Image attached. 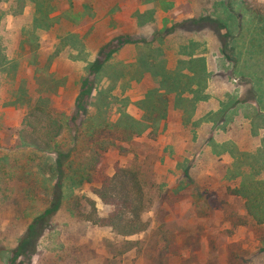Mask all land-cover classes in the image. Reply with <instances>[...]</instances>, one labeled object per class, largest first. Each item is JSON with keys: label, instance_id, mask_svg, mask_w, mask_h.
I'll list each match as a JSON object with an SVG mask.
<instances>
[{"label": "rangeland", "instance_id": "374dc122", "mask_svg": "<svg viewBox=\"0 0 264 264\" xmlns=\"http://www.w3.org/2000/svg\"><path fill=\"white\" fill-rule=\"evenodd\" d=\"M104 2L113 5L114 0H0V264H264V223L258 224L246 199L235 193L245 176L264 181V149L253 143L256 129L241 132L237 125L219 124L237 88H225L218 73L219 85L210 96L223 108L214 112V105L211 111L207 106L199 120H194L192 101L173 111L154 90L133 103L131 96L145 87L133 88L129 80L145 78L151 71L146 55L161 53L139 40L137 65L113 62L131 53L128 38L109 40L113 25L98 20ZM131 2L122 0L129 8ZM179 2L187 17L193 14L171 29L177 30L181 51L188 56L189 50L201 49L203 55L216 56L217 72L233 64L234 87L245 82L241 73L249 74L257 90L255 110L264 117V0ZM243 2L258 14L246 11ZM197 24L203 27L200 46L187 41L194 34L190 27ZM123 30L133 31L129 25ZM225 56L234 63L220 60ZM40 97L49 100L46 110L63 125L54 140L63 151L73 147L78 128L87 127L86 111L95 124H110L131 116V104L137 107L146 130L130 144L114 141L107 127L101 160L110 176L132 166L147 180L145 231L122 236L110 225L86 219L112 211L94 191L100 182L74 191L81 197L78 206L65 197L48 211L54 206L57 176L48 171L25 128L26 121L44 124V113L29 115L30 101ZM229 138L240 143L224 142ZM93 146L89 143L78 154L88 156ZM65 192L71 193L69 187ZM32 225V252L11 260Z\"/></svg>", "mask_w": 264, "mask_h": 264}, {"label": "crops", "instance_id": "0c3cea01", "mask_svg": "<svg viewBox=\"0 0 264 264\" xmlns=\"http://www.w3.org/2000/svg\"><path fill=\"white\" fill-rule=\"evenodd\" d=\"M132 1L131 4L133 7L131 8L123 5L122 0H114L113 5H106L107 3L104 2L101 4L97 16L98 20H101L104 24L106 20H108L109 25H113V27L108 30L109 34H111L109 40H116L118 38L117 36L120 38L121 36L128 38L127 47L130 48L131 55L115 57L113 58V62L137 65L139 62L137 53L139 40H141V42L144 40L149 41V44L151 43V48L161 53L158 56L154 55L152 51L149 53L150 55H146L145 63H147L151 71L146 73L145 78L140 81L137 79L129 80L133 88L138 87V85L145 87V94L141 93L131 96L133 103L144 100L145 97L154 90L156 92L155 95H160L163 98L162 102L165 100L166 107H169L173 111L179 109L178 107H184L186 101H192L196 112L194 120H199L205 115L203 110L205 108L207 109V106H210L208 111H211V106L214 105V112H218L223 108H219V105L217 106L214 102L215 97L210 96L211 92H213V88L219 85L217 74L221 73V80L224 82L222 85L229 91L233 88H237V91L235 95L232 93L233 97L228 104L229 106L224 110V117H220L219 124L223 125L228 122L229 126L237 125L241 132L244 130L248 132L250 128L252 131H255L253 128L256 129L258 132L257 135L259 134L258 140L253 141V143H255V145L257 144V149H264V117L259 115V112L255 110L259 105L255 102L257 90L249 74L241 73L245 75L241 77L244 78L245 82H241L240 86L234 87L232 80L233 76L235 77L236 74L232 70V68L234 69L233 64L231 68L228 67L225 71L217 72L218 70L214 71V65L217 62L216 56L203 55L201 49H199L198 52L189 50L190 54L188 56L184 54L187 53L186 51H184V53L181 51L180 47L182 44L177 43L179 37L176 36V28L171 31L175 24L187 17L184 10L179 7V5H181L179 0ZM167 2H170L172 7L167 8ZM131 4H129V6H132ZM243 5H247V8L245 6V10L252 12L253 15L259 11L251 9L248 2H243ZM229 11L232 14L234 12L233 9H229ZM191 17H193V14L188 13L187 18ZM235 17L237 18L236 15ZM125 22L127 24H125ZM125 25H129L133 31L123 30ZM201 26L202 25H198L197 28L195 26L190 27L194 29V34L187 38L188 44L194 42L198 43L199 46L201 45L202 39L200 33L203 30ZM180 28L185 29L184 26H180ZM155 33L157 34L156 36ZM183 45H186V43L184 42ZM182 47L184 48V46ZM191 52L194 55H191ZM224 59L228 65L230 62L234 63L232 58L228 59L226 56L225 58L221 57L220 60L225 62ZM106 62L107 61H105V63ZM103 66L104 65L100 66L98 71H100ZM187 78H189V81ZM249 85L252 86L251 89H249ZM59 93L60 95L62 94V92H58V94ZM252 93L254 94L253 96H251ZM142 94H144V96ZM165 96L170 97L171 100L169 101L164 98ZM128 111L131 113V116L137 117L136 119H138L139 112L137 111V107L131 104ZM181 121L184 122L183 120ZM256 121H259V123L256 124ZM230 140L233 144L240 143L235 138H229L224 142H229ZM239 151L242 152L241 149H239Z\"/></svg>", "mask_w": 264, "mask_h": 264}, {"label": "trees", "instance_id": "16d2710c", "mask_svg": "<svg viewBox=\"0 0 264 264\" xmlns=\"http://www.w3.org/2000/svg\"><path fill=\"white\" fill-rule=\"evenodd\" d=\"M95 70L97 72L98 68L95 67ZM47 101L49 100L46 97H40L37 101H30L32 104H30L29 115L35 116L36 113H44L46 119L43 126L26 121L25 128L28 127L30 129H28V134L34 136L30 140V144L44 154L43 161L45 164H49L48 171L57 176L52 203L54 206L48 211L58 208L65 197L72 206H78L81 197L74 191L80 190L78 188H81L84 184L100 182V187H97L94 191L99 194L105 203L112 206V211L104 218L97 216L94 219L89 215L86 219L92 218L91 220L97 224L110 225L117 234L122 236H130L145 231L149 223L142 218V214L147 208L144 190L147 180L132 166L129 168L121 167L117 169L113 176H110L103 172L101 160L104 158L105 151L101 150V148H104L102 137H106L107 127L110 129L108 136L114 141L115 138H120L123 142L131 144L134 142L135 136L141 135L146 130L145 125H142L143 121L136 120L126 114L114 123L109 124L101 121L95 124L93 122L94 115L92 116L89 111H86L87 127H79L76 135H74L73 147L63 151L54 144V140L60 135L63 125L52 114L51 110H46ZM43 135L46 138H43ZM89 143L94 144L91 147L90 154L88 156L79 155L78 152L85 150L86 145ZM113 143V141L110 142V144ZM65 187H69L71 192L68 195H66ZM235 193L246 199L248 213L258 224H263L264 181L256 178L248 179L245 176L241 187ZM40 221L41 219L37 224ZM35 228L36 225L30 227L27 236L20 241L18 253L11 260L16 261L17 256L25 255L29 251L32 252V232ZM202 260L204 261V258Z\"/></svg>", "mask_w": 264, "mask_h": 264}]
</instances>
